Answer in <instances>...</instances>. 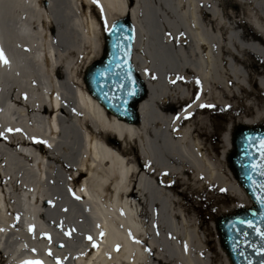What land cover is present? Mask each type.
Returning a JSON list of instances; mask_svg holds the SVG:
<instances>
[{"label":"bare ground","instance_id":"6f19581e","mask_svg":"<svg viewBox=\"0 0 264 264\" xmlns=\"http://www.w3.org/2000/svg\"><path fill=\"white\" fill-rule=\"evenodd\" d=\"M203 4L0 0L1 18L12 11L19 17L15 33L0 26L7 60L0 61V186L7 190L0 198V239L7 231L36 233L39 264H219L195 212L230 214L252 203L219 163L229 168L234 125L224 129L218 117L213 142L207 117L217 110L208 115L203 107L238 113L235 126L264 124V0H251L245 36L241 29L228 37L208 34ZM48 7L60 19L87 17L90 36L75 20L74 26L90 43L92 59L101 54L97 38L116 19L131 17L134 64L148 86L141 122L109 115L83 84L61 88L47 37ZM144 23L160 66L180 68L169 72L165 91L152 88Z\"/></svg>","mask_w":264,"mask_h":264},{"label":"water","instance_id":"95a60500","mask_svg":"<svg viewBox=\"0 0 264 264\" xmlns=\"http://www.w3.org/2000/svg\"><path fill=\"white\" fill-rule=\"evenodd\" d=\"M100 60L88 67L84 84L91 95L119 121L139 123V106L148 87L134 64L136 26L130 17L115 20L105 38ZM264 141L263 127H242L234 138L230 163L254 207L217 221L233 264H264Z\"/></svg>","mask_w":264,"mask_h":264},{"label":"rangeland","instance_id":"374dc122","mask_svg":"<svg viewBox=\"0 0 264 264\" xmlns=\"http://www.w3.org/2000/svg\"><path fill=\"white\" fill-rule=\"evenodd\" d=\"M49 1L51 2V0ZM241 4L243 10V19L240 21L238 17V12L240 11L238 0H204L203 26L205 28L208 27L207 33H210L215 37H228L236 35L238 33V30L241 29V33L243 36L249 35L251 32L248 24L250 18V9L252 10L251 0H242ZM47 13L51 22L49 27L46 26L47 37L51 41L52 52L55 56V63L58 66L56 72L54 73L57 78L58 84L64 91L69 88L70 84H73V86L75 87L81 86L82 84L84 85L83 76L86 68L96 60H99L102 56L105 33L101 38H97L96 40V45L101 47V54L96 59H92L93 53H91L92 50H90V43L81 40L78 30L76 29V26H74L75 20L80 24L81 29L85 33V35L90 36L91 32H89V21L87 17L80 15L75 17L72 22L73 17L71 15H67L66 18L60 19L51 7H48ZM18 22L19 17L14 11H12V15L9 14V17H7V15L4 18L0 17L1 28L2 24H7L8 29L13 33H15L16 31ZM94 26H96L95 28H99V24L97 21H95ZM142 28L144 36L146 38L148 36L146 56L147 60H149L151 64L150 68L152 70V88L154 91H165L163 88H166V82L169 72H174L180 68L176 64H173V66L169 69L167 67L164 68L160 66L158 60H156V54L154 50L151 51L153 43L151 41V38L149 37V31L147 30L148 25L144 23ZM183 44H185V41H182V45ZM4 47L6 50L9 49V46L7 44H5ZM62 54H65V57H63L64 59L61 57ZM216 107L218 106L203 107L205 112H208V115L210 114V112L216 113L217 110V114L214 117H207V130L211 133L213 142L217 141L215 131L218 126V117L220 119L219 123L224 124V129L226 125H234L233 130H237L238 127H241L235 126V122L240 117L238 113L233 114L229 110H224L220 107L216 109ZM219 163L224 171L225 176H231V172L235 175L234 171L230 167V164L228 168L226 162L219 160ZM3 191L7 193L5 184L4 186H0V198L2 197L4 199L5 195H2ZM12 195L16 197L15 193H12ZM66 201L67 200H65L63 203H66ZM14 207L16 212L20 211L17 204H15ZM45 210L47 211V209L44 208V211ZM238 210L239 209H236L230 214H222L221 212H212L210 210H198L197 212H195L196 216H201L203 226L209 233L210 247L216 254L219 260V264H227L226 257L229 258V256L222 244L221 236L217 229L216 222L218 219L227 215H232ZM18 217L20 220L24 218L19 214ZM214 225L216 230L214 229ZM216 231L218 232L219 236L217 235ZM35 237L36 233L33 232L31 234H27L22 229L10 233L9 231L5 232L0 239V264H24L28 262L39 264L40 259L39 254L37 253V247L35 245ZM219 245L220 248H223L225 250L227 256H225V254L220 251ZM21 248H23V250L19 251V249Z\"/></svg>","mask_w":264,"mask_h":264},{"label":"snow or ice","instance_id":"6c2138e0","mask_svg":"<svg viewBox=\"0 0 264 264\" xmlns=\"http://www.w3.org/2000/svg\"><path fill=\"white\" fill-rule=\"evenodd\" d=\"M0 61H3L4 63H7V60L4 57L2 51H0ZM261 147L264 148V141H261ZM89 239H91V237H89ZM28 264H31V262H28Z\"/></svg>","mask_w":264,"mask_h":264}]
</instances>
